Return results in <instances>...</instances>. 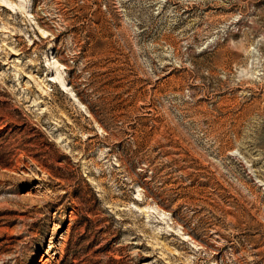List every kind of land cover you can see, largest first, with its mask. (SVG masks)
I'll return each instance as SVG.
<instances>
[{
    "label": "rangeland",
    "instance_id": "1",
    "mask_svg": "<svg viewBox=\"0 0 264 264\" xmlns=\"http://www.w3.org/2000/svg\"><path fill=\"white\" fill-rule=\"evenodd\" d=\"M0 264H264V0H0Z\"/></svg>",
    "mask_w": 264,
    "mask_h": 264
},
{
    "label": "bare ground",
    "instance_id": "2",
    "mask_svg": "<svg viewBox=\"0 0 264 264\" xmlns=\"http://www.w3.org/2000/svg\"><path fill=\"white\" fill-rule=\"evenodd\" d=\"M7 5H9V6H10V5H12V4H7ZM11 7H12V6H11ZM49 79L51 80V79H52V77H51V78L49 77Z\"/></svg>",
    "mask_w": 264,
    "mask_h": 264
}]
</instances>
